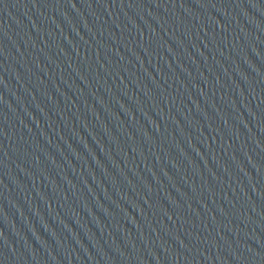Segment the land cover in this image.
<instances>
[{
	"label": "water",
	"instance_id": "water-1",
	"mask_svg": "<svg viewBox=\"0 0 264 264\" xmlns=\"http://www.w3.org/2000/svg\"><path fill=\"white\" fill-rule=\"evenodd\" d=\"M0 264H264V0H0Z\"/></svg>",
	"mask_w": 264,
	"mask_h": 264
}]
</instances>
